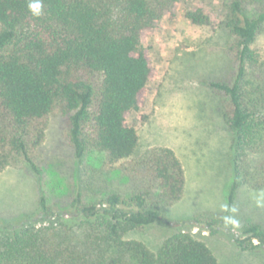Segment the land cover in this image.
Returning a JSON list of instances; mask_svg holds the SVG:
<instances>
[{
	"label": "trees",
	"instance_id": "obj_1",
	"mask_svg": "<svg viewBox=\"0 0 264 264\" xmlns=\"http://www.w3.org/2000/svg\"><path fill=\"white\" fill-rule=\"evenodd\" d=\"M179 1L0 0V173L23 162L41 174L53 116L70 118L66 137L85 173L69 209L42 195L35 213L0 224V264H219L194 228L233 233L243 251L264 252L261 224L230 228L239 189L264 190V0H222L221 19L203 8L186 14L233 37L235 81L211 84L225 96L233 135L229 207L169 221L163 212L185 195L184 164L169 147L137 154L127 117L154 74L143 36ZM153 227L166 233L157 251L128 238Z\"/></svg>",
	"mask_w": 264,
	"mask_h": 264
},
{
	"label": "rangeland",
	"instance_id": "obj_2",
	"mask_svg": "<svg viewBox=\"0 0 264 264\" xmlns=\"http://www.w3.org/2000/svg\"><path fill=\"white\" fill-rule=\"evenodd\" d=\"M222 3L180 0L143 36L154 74L140 97V109L129 113L127 120L140 136L138 155L154 147H169L184 164L185 195L163 212L169 221L188 220L198 214L212 217L229 207L233 135L224 119L225 96L211 84L235 81L237 64L227 50L233 37L227 30L195 25L186 17L188 11L203 8L221 19ZM258 49L264 54V36ZM69 126L68 116L51 118L42 147L40 175L23 162L0 173V224H16L35 213L42 195L50 205L70 208L82 190L85 173L66 137ZM251 223L264 227V190L243 187L236 194L230 228L237 233ZM192 232L209 245L219 264H264V252L243 251L233 233L199 228ZM128 238L157 251L166 233L162 227H153L135 231Z\"/></svg>",
	"mask_w": 264,
	"mask_h": 264
},
{
	"label": "clouds",
	"instance_id": "obj_3",
	"mask_svg": "<svg viewBox=\"0 0 264 264\" xmlns=\"http://www.w3.org/2000/svg\"><path fill=\"white\" fill-rule=\"evenodd\" d=\"M29 7H30L31 9H34V8L39 7V5H37V4H30Z\"/></svg>",
	"mask_w": 264,
	"mask_h": 264
}]
</instances>
